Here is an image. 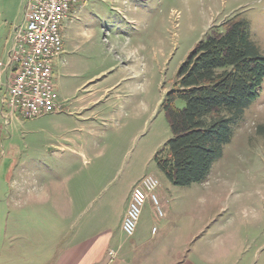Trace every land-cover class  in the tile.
Masks as SVG:
<instances>
[{
	"label": "rangeland",
	"instance_id": "374dc122",
	"mask_svg": "<svg viewBox=\"0 0 264 264\" xmlns=\"http://www.w3.org/2000/svg\"><path fill=\"white\" fill-rule=\"evenodd\" d=\"M24 6L0 0V86ZM230 18L250 22L264 54V0H79L52 68L61 108L10 121L0 110V254L10 248L0 264L34 261L37 253L18 247L44 250L56 234L116 233L146 175L159 181L156 197L169 199L168 229L194 234L196 251L221 242L228 263L264 264V81L205 182L171 185L153 159L171 136L163 102L178 68Z\"/></svg>",
	"mask_w": 264,
	"mask_h": 264
},
{
	"label": "trees",
	"instance_id": "16d2710c",
	"mask_svg": "<svg viewBox=\"0 0 264 264\" xmlns=\"http://www.w3.org/2000/svg\"><path fill=\"white\" fill-rule=\"evenodd\" d=\"M250 33L249 21L230 18L209 29L178 68L163 102L171 136L153 158L171 185L205 182L234 128L259 98L264 54Z\"/></svg>",
	"mask_w": 264,
	"mask_h": 264
},
{
	"label": "built area",
	"instance_id": "2783aa9c",
	"mask_svg": "<svg viewBox=\"0 0 264 264\" xmlns=\"http://www.w3.org/2000/svg\"><path fill=\"white\" fill-rule=\"evenodd\" d=\"M78 2L25 0L22 23L14 29L3 65L0 106L8 121L16 115L32 119L61 108L54 92L52 63L63 51V22ZM158 187V179L146 175L132 188L121 222L125 236H133L147 199L153 204L157 216H163L156 197Z\"/></svg>",
	"mask_w": 264,
	"mask_h": 264
},
{
	"label": "crops",
	"instance_id": "0c3cea01",
	"mask_svg": "<svg viewBox=\"0 0 264 264\" xmlns=\"http://www.w3.org/2000/svg\"><path fill=\"white\" fill-rule=\"evenodd\" d=\"M14 29L10 28L9 37ZM9 50L10 46L6 47L4 57L7 58ZM59 60L60 56L53 61V70ZM157 199L161 210L165 211L163 216L156 215L153 204L147 199L141 215H145L148 223L145 226L138 224L132 237L123 234L120 223L116 233L107 228L96 234H79L72 230L69 234H56L54 244L44 250L34 244L21 245L18 251L37 253L36 260H29L28 264H237L228 263V249L221 242L201 252L192 244L194 234L181 237L178 232H171L167 226L171 215L169 199L164 195H157ZM8 249L3 247L0 259Z\"/></svg>",
	"mask_w": 264,
	"mask_h": 264
}]
</instances>
